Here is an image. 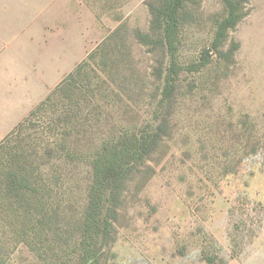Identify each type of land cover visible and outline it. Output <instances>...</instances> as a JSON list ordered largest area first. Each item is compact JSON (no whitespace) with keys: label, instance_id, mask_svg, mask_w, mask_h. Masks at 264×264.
I'll use <instances>...</instances> for the list:
<instances>
[{"label":"rangeland","instance_id":"374dc122","mask_svg":"<svg viewBox=\"0 0 264 264\" xmlns=\"http://www.w3.org/2000/svg\"><path fill=\"white\" fill-rule=\"evenodd\" d=\"M85 1L107 36L119 32L107 55L89 61L56 100L86 120L79 129L89 140L77 145L93 152L103 133L159 134L117 194L114 243L101 261L264 264V0H230L235 26L222 37L229 0H184L174 56L156 20L166 0ZM43 118L34 113L22 126L34 154L48 135ZM79 168L78 209L66 214L76 222L92 179L87 164ZM74 232L38 252L0 247V263L85 264Z\"/></svg>","mask_w":264,"mask_h":264},{"label":"trees","instance_id":"16d2710c","mask_svg":"<svg viewBox=\"0 0 264 264\" xmlns=\"http://www.w3.org/2000/svg\"><path fill=\"white\" fill-rule=\"evenodd\" d=\"M183 3L184 0H166L156 18L163 30L164 43L172 56L177 49L179 14ZM227 3L231 17L228 23L219 27L221 37L225 30L235 26L233 6L230 0ZM229 23L231 26H228ZM118 30L119 28L110 32L87 60L30 114L44 111L43 119L48 123L45 131L48 135L39 138L37 143L41 152L37 148L34 154L32 146L29 151L28 137H24L22 127L27 119L0 144L1 248L9 244H15L16 247L25 244L32 251L38 252L47 243L60 245L71 231V238H75L76 231L77 236L80 233L84 263L105 264L101 258L105 255L106 248L114 243V221L123 204L117 194L131 180L132 172L151 153L152 142H156L155 138L159 134L144 133L145 130L139 133L129 131L126 134H114L107 139V133H103L97 140L100 142L99 146L91 152L77 145L79 139L89 140L86 135L82 136L84 131L79 129L80 121L86 120L78 118L74 107L66 108L74 105L57 108L59 103L56 100L69 89L71 81L89 61L95 62L100 55H107ZM146 39H150V36H146ZM220 40L215 43L218 52ZM172 69L174 74H179L181 67L174 61ZM168 86L170 93L172 84ZM165 101H168V97ZM50 109L52 113L46 117ZM80 164L81 167L86 164L90 167L92 179L86 191L85 209L76 222L73 219L67 220L66 214L67 211L74 212L78 209L75 197ZM70 226L75 229L64 234L60 232ZM68 243L67 241L66 244Z\"/></svg>","mask_w":264,"mask_h":264},{"label":"crops","instance_id":"0c3cea01","mask_svg":"<svg viewBox=\"0 0 264 264\" xmlns=\"http://www.w3.org/2000/svg\"><path fill=\"white\" fill-rule=\"evenodd\" d=\"M106 38L85 0H0V144Z\"/></svg>","mask_w":264,"mask_h":264}]
</instances>
